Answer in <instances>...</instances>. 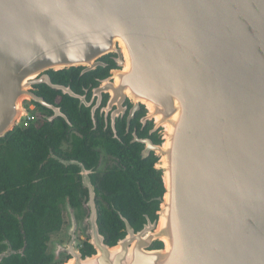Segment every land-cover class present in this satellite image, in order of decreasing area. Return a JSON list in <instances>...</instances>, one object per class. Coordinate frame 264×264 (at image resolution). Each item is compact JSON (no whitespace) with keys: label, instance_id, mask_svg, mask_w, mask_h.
Returning a JSON list of instances; mask_svg holds the SVG:
<instances>
[{"label":"water","instance_id":"1","mask_svg":"<svg viewBox=\"0 0 264 264\" xmlns=\"http://www.w3.org/2000/svg\"><path fill=\"white\" fill-rule=\"evenodd\" d=\"M111 53L115 93L160 129L144 156L154 153L162 192L136 228L115 211L124 235L109 246L79 165L94 253L75 248L72 222L57 254L66 264H264V0H0V139L20 126L24 100L43 104L32 85L76 98L41 74L88 72Z\"/></svg>","mask_w":264,"mask_h":264},{"label":"flooded vegetation","instance_id":"2","mask_svg":"<svg viewBox=\"0 0 264 264\" xmlns=\"http://www.w3.org/2000/svg\"><path fill=\"white\" fill-rule=\"evenodd\" d=\"M115 58L116 55L112 53L102 56L97 60L100 65L88 72H85L84 67H78L48 71L40 75V77L48 76L52 84L69 90L76 98L63 94L59 90L51 89L45 84H34L30 92L41 99L43 104L30 100L22 102V108L26 110V114L27 111H32L35 117L34 121L27 126L19 124L20 129H27L30 124L42 122L47 123L50 127L60 125L64 126L66 140H63L58 148L45 145L43 160L38 167L33 166L32 168L31 190L23 195L26 199L28 198L24 206L17 207L15 205L17 208H12L9 202L6 206L4 197L6 193L0 188V264H5L4 261L11 259L12 256L20 259L25 255L27 243L24 222L26 220L33 225L35 220L39 226L34 228L46 230L44 253L52 258L48 264H66L70 260L71 257L66 253H57L67 245L70 239L72 222L76 227L75 248L82 256H89L93 250L90 253L87 252L88 239L79 234L83 235L84 232L83 224L88 211L89 199V190L82 185V173H80L79 165L89 171L88 176L95 192L93 201L99 225L102 208L106 211H116L110 202L111 198L99 190V181L111 171L126 169L120 160L123 151L135 152L141 160L155 159L153 152L144 156L145 143L151 142L153 145H159L161 143L160 129L153 131L154 123L147 120L145 106L140 104L131 113L134 109L132 100L125 97L122 102L115 93L114 76L121 70L115 64ZM51 72L56 74L55 81L50 75ZM43 87L58 91L61 95L72 99L74 101L72 102L73 108L68 111L65 106H60V102H63L61 95L54 96L53 102L46 100L43 96L45 92ZM80 148L94 152L95 162L87 164L81 161L77 151ZM124 160L128 162L127 157ZM56 179L61 181L63 195L61 201L56 204L61 227L58 231H49V228L44 224L49 225L52 220V203L50 200H46L42 204L36 200L41 199L43 195L42 184L45 182L49 186ZM15 187L20 188L17 185ZM70 197H72L73 203L69 202ZM6 217L12 218V225L14 222L16 223L18 232L21 233L22 245L18 243L17 247H14L7 239L5 230L11 228V225L10 223L6 224ZM54 235L57 236V240L52 239ZM13 244H16L15 241ZM6 254L7 256H5Z\"/></svg>","mask_w":264,"mask_h":264},{"label":"trees","instance_id":"3","mask_svg":"<svg viewBox=\"0 0 264 264\" xmlns=\"http://www.w3.org/2000/svg\"><path fill=\"white\" fill-rule=\"evenodd\" d=\"M50 75L54 80L56 74L51 72ZM42 89L45 90L43 96L48 101L53 102L54 96L61 95L58 91H52L46 87ZM61 96L63 102H60V106H65L70 111L73 108L72 102L74 101L69 97ZM63 140H66L64 126L53 125L50 127L44 122L30 124L27 129L23 130L16 127L4 138L0 139V188L6 193L4 196L6 206H8L7 202L12 208L25 205L28 198L26 199L23 195L31 190V171L33 166L38 167L43 160L46 150L45 145L58 148ZM74 150L76 151L75 147ZM77 151L79 159L84 163L91 164L95 162V154L91 150L80 148ZM126 157L128 162L124 160ZM120 160L126 169L111 171L99 181L98 187L101 193L111 198L110 202H112L114 209L132 227L136 228L143 220L144 215L152 217L157 208V203L150 201V199L159 196L162 192L160 172L154 169L156 159L141 160L135 152L124 150ZM15 185L20 186V188H16ZM49 186L45 182L42 184L41 192H43V195L41 199L36 201L42 204L46 200L51 201L53 207L52 220L49 225H44L49 228V231H58L61 224L56 204L61 201L63 196L61 193V181L53 180ZM71 198H69V202L73 203ZM30 216L33 218L32 215ZM99 218V231L104 235L105 243L111 246L124 235L123 223L115 211H106L103 208ZM11 219V217H6L5 222L6 224L10 223L11 228L5 230V235L11 244L17 247L18 243L22 245L21 233L18 232L15 222L12 225L13 221ZM31 226L33 227L31 228ZM35 226H39L35 220L34 225L28 220L24 222V234L26 235L25 240L27 243L25 255L20 259L12 256L11 259L4 261L5 264L50 263L52 258L44 253V242L46 240V235L44 234L47 232L46 230L34 228ZM14 241L16 244H13ZM156 247L157 245L155 244L154 248ZM86 250L90 253L93 249L86 244Z\"/></svg>","mask_w":264,"mask_h":264},{"label":"built area","instance_id":"4","mask_svg":"<svg viewBox=\"0 0 264 264\" xmlns=\"http://www.w3.org/2000/svg\"><path fill=\"white\" fill-rule=\"evenodd\" d=\"M34 114L32 111H27V114L21 119L20 125L27 126L30 122L34 121Z\"/></svg>","mask_w":264,"mask_h":264},{"label":"rangeland","instance_id":"5","mask_svg":"<svg viewBox=\"0 0 264 264\" xmlns=\"http://www.w3.org/2000/svg\"><path fill=\"white\" fill-rule=\"evenodd\" d=\"M21 119H23V118H21ZM21 119H20V121H21ZM20 121H19V123H20ZM79 231H80V230H79ZM79 234H80L81 236H84L85 238H87V237L85 236L84 232H83V235H82V233H79ZM52 239H53V240H57V236L54 235V236L52 237ZM60 254H62V253H60Z\"/></svg>","mask_w":264,"mask_h":264}]
</instances>
